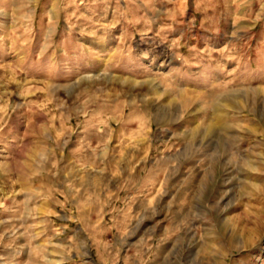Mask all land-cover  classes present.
<instances>
[{
    "label": "rangeland",
    "instance_id": "rangeland-1",
    "mask_svg": "<svg viewBox=\"0 0 264 264\" xmlns=\"http://www.w3.org/2000/svg\"><path fill=\"white\" fill-rule=\"evenodd\" d=\"M0 264H264V0H0Z\"/></svg>",
    "mask_w": 264,
    "mask_h": 264
},
{
    "label": "crops",
    "instance_id": "crops-1",
    "mask_svg": "<svg viewBox=\"0 0 264 264\" xmlns=\"http://www.w3.org/2000/svg\"><path fill=\"white\" fill-rule=\"evenodd\" d=\"M100 173H101V176L100 177H97V179H101L102 182L103 181H107V180H104V179H107V178L110 180L109 176L104 175L106 173H102V172H100ZM94 179H95L94 176H87V178H86V184H87V187L86 188L87 189H85L86 191H85V193H83V197H85V198H84V201H81L80 202V204H84L82 202H85L86 205L89 204L90 206H93V201L91 200L92 197H91L90 191L94 187L93 186L89 187V185H93V180ZM35 180H37V178H34L33 179V181H35ZM21 181H22V183H24V187L22 189V194L20 195L21 198H22V202L21 203L19 202V204L23 205L24 210H26L25 209L26 207L27 208L30 207L31 204H35L36 202H38L37 199H39L40 196L47 197L49 195V194L47 195V192H46V184H45V182H42V183H39L38 182L37 185L35 184L36 183L35 182L33 185L36 186V187H34L33 185L31 186V179L29 180V179H25L24 178V179H21ZM6 190H7V197H9L10 191L12 193L14 192L13 190H10L9 187H7ZM71 196L72 195H70V197ZM11 197H12V200H13L12 201V204H14V205L17 204V202L14 201L15 195L12 194ZM77 199L79 200L78 195H77ZM80 204L77 203V205H80ZM40 205H42V204L39 203V206ZM91 212H92V209L91 210H86L85 213L81 214V216H80V218L78 220H81V221H89V220H92ZM23 220H26V221L27 220H30V217H28V218L27 217H24Z\"/></svg>",
    "mask_w": 264,
    "mask_h": 264
}]
</instances>
